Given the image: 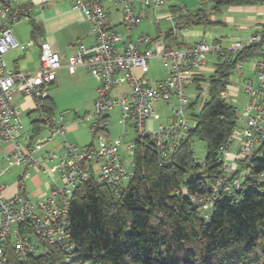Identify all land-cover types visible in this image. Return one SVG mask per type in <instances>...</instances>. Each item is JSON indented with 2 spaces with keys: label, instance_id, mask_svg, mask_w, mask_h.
I'll return each mask as SVG.
<instances>
[{
  "label": "built area",
  "instance_id": "built-area-1",
  "mask_svg": "<svg viewBox=\"0 0 264 264\" xmlns=\"http://www.w3.org/2000/svg\"><path fill=\"white\" fill-rule=\"evenodd\" d=\"M112 1L122 7L119 25L131 31L140 24L141 17L133 7L135 0ZM136 1L142 10L168 4V0ZM72 2L73 8L81 10L92 23L95 42L89 46L80 43L77 52L66 58V66L70 73L84 67L98 81L95 112L86 117L87 120L96 119L90 130L95 134L98 145L78 147L63 142L59 148L61 153L57 154L43 151L47 142L34 140V136L24 130L23 120L13 101L15 92H20L32 97L40 109V102L48 96L49 87L55 82L64 57L60 52L54 51L45 40H41L38 70L29 72L8 68L4 56L10 50H26L33 45V41L19 43L11 31L15 23L30 16L31 9L19 0H0V141L10 144L4 158L7 164L25 166L24 173L18 178L19 184L13 191H8L7 186L0 183V264H10V252L26 257L43 254L46 247L54 244L69 247L66 242L70 238L68 217L71 198L80 183L94 176L99 184L109 186L118 195L131 180L133 169L124 163L120 154L122 136L112 140L97 133L101 116L119 108L122 124L132 125L138 136L154 138L162 157L168 156L191 124L180 116L166 127L160 126L158 130L148 128L147 122L156 116L154 104L156 101L169 102L176 96L181 107L176 113L184 112L190 104L184 90L191 79L202 75L209 54H217L222 62L230 63L236 61L242 50L255 45L258 60L254 64L253 78L247 79L243 88L250 100L244 105L239 117L242 126L237 124L227 143L220 148L225 173L212 184L210 194L194 199L200 205L204 219H210V213L221 195H234L241 190V180L235 175L239 161L264 156V33L251 35L247 42L235 39L227 47L200 41L189 49L152 50L147 47L141 50L140 45L153 43L150 36L144 35L120 49L118 43L121 37L116 27L108 24L105 0ZM154 57L165 58L170 70L168 79L151 85L146 76L137 77L133 70L140 69L145 74L149 59ZM236 68H243L242 60L236 63ZM124 84L130 86V92L113 96V90ZM238 91V88L234 89L229 85L222 96L227 100L228 97L236 96ZM40 118L51 132L47 141L66 131L63 116L58 119L40 112ZM235 142L239 143L237 152L229 156V149ZM131 152L133 155L132 149ZM47 163L52 165L48 166ZM29 168L43 172L50 178L57 176L56 180L60 184L49 185L48 193H43L36 200L31 199L24 185L29 177L26 173ZM4 172L5 170H0V178Z\"/></svg>",
  "mask_w": 264,
  "mask_h": 264
},
{
  "label": "trees",
  "instance_id": "trees-1",
  "mask_svg": "<svg viewBox=\"0 0 264 264\" xmlns=\"http://www.w3.org/2000/svg\"><path fill=\"white\" fill-rule=\"evenodd\" d=\"M197 1L209 2L212 12H221L262 0ZM182 17L184 27L216 23L202 7ZM32 26L34 36L37 28ZM256 51L255 45L249 46L230 63L218 56L207 78L193 79L198 89L201 82L207 84V95L167 157H162L154 138L136 136L133 176L118 195L94 176L78 185L71 198L68 248L54 244L43 254L26 257L10 252V264H264V156L239 161L238 167L248 171L241 190L221 195L209 220L194 201L210 194L212 184L225 173L220 148L237 126L238 114L222 93L230 85L236 63ZM39 112L52 116V98L40 102ZM107 118V114L100 117L97 133L109 134L106 125L101 126ZM196 139L206 143L202 160L195 156Z\"/></svg>",
  "mask_w": 264,
  "mask_h": 264
},
{
  "label": "rangeland",
  "instance_id": "rangeland-1",
  "mask_svg": "<svg viewBox=\"0 0 264 264\" xmlns=\"http://www.w3.org/2000/svg\"><path fill=\"white\" fill-rule=\"evenodd\" d=\"M105 6L106 7H113L116 5L111 4V2H108L105 0ZM173 3V4H172ZM194 3L197 4L194 6ZM169 4L177 5L178 7H181L183 4H187V10L190 12H195L199 7V2L197 0H168V4L164 6L163 8H169ZM118 12H121L122 7L120 5H117ZM201 7L204 9L205 13L209 16L210 20H218L223 21V17L219 15V12H212L211 10V3L207 2L201 5ZM145 11H148L149 14L145 16L142 19V22L138 29H133V32H128L124 26L118 25L116 26L117 31L119 34L123 36L130 35L132 33V39L135 40L136 37L141 35L140 33L150 34L153 37H158V29L160 28L162 30L161 36L158 38V40L162 42H166L171 44L173 41L169 40L168 38H165L164 34L166 31L169 30L171 27V22H168L166 20H161L158 24L156 22L155 14H153L152 9H146ZM174 16H176L178 13L173 12ZM260 14V13H259ZM257 14L256 19H259L260 22L264 23V16H260ZM244 21V23H250V27H248L245 31H239L236 28L226 25L221 27L217 24H199L194 25L193 27L195 29H198L200 31L206 32L211 30H223L227 33L233 34H247L248 36L261 33L264 31V27L261 25H256L254 20H251L248 18V15H244V17L241 19ZM25 20H22L19 25L26 27V34L28 33L30 35V28L26 25ZM252 22V23H251ZM259 22V21H257ZM254 23V24H253ZM18 24V23H17ZM26 26H25V25ZM25 29V28H24ZM28 35V39H30V36ZM142 36V35H141ZM147 36V35H146ZM206 41L209 44H212V40L209 38L206 39ZM29 42V40H27ZM26 41L24 43H27ZM152 50H154V45H151L150 47ZM32 50L38 51V45L35 44L32 47ZM11 52V51H10ZM9 52V53H10ZM4 56V60L8 61V56ZM12 54V53H11ZM39 59V58H37ZM218 55L217 54H209L207 56V66L205 67L204 71L202 72V75L207 78L214 70V63L217 61ZM258 60V55L255 54L254 56L242 60L243 68L241 70L235 69L233 70L231 76H230V87L234 89H239L238 94L236 96L228 97L227 101L236 108L237 114H238V125L242 126L241 119L239 120V117L241 116L242 110L244 105L250 100L248 95L244 92V84L247 82V79L253 78L254 73V64ZM167 60L163 57H155L149 60V72L147 73L146 78L148 79L149 84L155 85L158 81L166 80L169 77V64H167ZM11 64L7 63V67L9 68ZM89 78H81L78 82L77 81H70L66 80L62 85H51L49 89V97L52 98L54 102V113L52 116L55 118H60L63 116V124H65L66 131L65 134L61 135L58 134L54 137V140L48 144L45 145L43 151H53L57 154L61 153V150L59 149V145L63 142H68L70 144H75L78 147H85L90 145L92 142L97 146L98 140L97 138H94L92 135V132L90 130L91 125L96 122L95 118H92L90 120H87L86 117L90 114H93L95 112V100L96 95L94 96L93 100H90L92 94L90 92V86L92 85V82L97 83V80L89 73ZM205 82H201L200 89L197 88V85L194 82H189L184 90L185 94L188 96L190 103H193L197 96H200L199 101L197 102L196 106L193 108H190L189 106L184 110V112H180L179 114L176 113L180 111V102L179 99L176 96H173L172 99L169 102H163V101H156L154 106L156 113L159 115V119L154 121V130H158L160 126H168L171 124V122L174 120V118H179L182 116L185 120H187L190 124L194 122V119L192 117V113H196L199 111L202 99L206 96V89H205ZM112 95L115 96L114 91L112 92ZM120 110L119 108H114L113 110L109 111L107 113L108 118L104 123H101V126L104 127L106 125V128L108 129V138L115 140L117 138H120L122 136V145L120 148V154L123 158L124 163L131 169L133 165V156L131 149L133 150V141L138 136L135 128L132 125H124L120 122ZM40 114L38 113H32L30 116L23 115V125L24 130H26L28 133L32 134L33 124L32 121L35 119H38ZM43 122H39V126L41 127L40 133L35 135L34 140H37L38 138H44L47 136H50L51 132L48 128L43 125ZM75 126V127H74ZM72 127V128H71ZM71 128V129H70ZM239 146L238 142L234 143V146H232L229 149V152L235 153L237 152V148ZM10 148V144H3L2 141H0V170H5L4 174H2L0 178V183L7 186L8 191H13L16 186L19 184L18 178L24 173L25 166L21 165L18 166L14 164L13 166H9L7 162L5 161V157L7 156V151ZM131 148V149H130ZM205 150H206V143L202 140L196 139L194 142V152L197 159L202 160L205 156ZM52 163H49V166H51ZM9 169V170H8ZM238 170H240V173L238 174L240 180L242 181L244 179V176L248 175V171L246 169H240L238 167ZM26 173L30 174V178L28 177L25 180V189L30 196L37 195L40 193H48L47 190L49 188V185H54L55 183L60 184L58 180H55L54 178H50L49 175L43 174L41 172H36L34 169H28ZM260 177L257 176V180ZM21 184V183H20ZM127 184V183H126ZM33 200H36V197H33ZM11 254H13L11 252ZM9 259L11 260V256H9ZM11 262V261H10Z\"/></svg>",
  "mask_w": 264,
  "mask_h": 264
},
{
  "label": "crops",
  "instance_id": "crops-1",
  "mask_svg": "<svg viewBox=\"0 0 264 264\" xmlns=\"http://www.w3.org/2000/svg\"><path fill=\"white\" fill-rule=\"evenodd\" d=\"M107 1L111 2V4L113 5H116L113 7H107L108 24L110 26L116 27L119 25L118 22L121 18L122 11L121 12L117 11L118 10L117 4H115L112 0H107ZM19 2L21 4L28 5L31 9L30 16L28 18L23 19L26 21L25 22L26 25L29 26L30 28V35L28 34L29 32L26 34V27L24 26L22 27L19 25V23L22 20L20 22H17L18 24L15 23L12 26L11 31L13 33L14 38L19 43H24L25 41L27 42V40H29V41H33V45L29 49H26V50H22L20 48L10 50L11 52L10 51H9L10 53L8 52L10 54L8 56V61L7 62L5 61L6 64L7 63L11 64L9 68L19 69V70H24V71H29V72H34L38 70V68L40 67V61L39 59H37L39 58V50L38 51L32 50V47L35 44H37L39 48L40 41L45 40L47 43H49V45L54 51L60 52V54L64 57L63 66L57 71V78L53 84L62 85L64 82H66V80L78 82L81 78L91 79L89 77V73L91 75L92 73L86 68L79 67L75 73H70L66 66V58L69 55L75 54L77 52L78 45L80 43H83L89 46V45L94 44L95 42V33H94L92 23L86 18L85 14L81 10L73 8L72 0H19ZM172 4H169L168 9L163 8L164 6L160 8L152 9L154 10L153 14H155V17L157 18L156 19L157 24L161 20H166L168 22H171V27L169 28L168 31H166L164 36L165 38H168L169 40L173 41V43L171 44L169 43L166 44V42H162L158 40V38L161 36L160 34H162L161 33L162 30L159 28L158 29L159 36L156 38H152L153 43L151 45H154V49H158V48H161V49L163 48L189 49V48H192L196 43L200 41H206L207 38L212 40L213 43H217L223 47H227L229 43L235 39L247 42L251 36V35L248 36L245 33H243L242 35L234 33L233 35L223 30H211V31L203 32L198 29H195L193 27L194 25L184 27L182 16L190 13V11L187 10V7H188L187 4H183L181 7H178L177 5H172ZM196 5L197 4L194 3V6ZM133 7H134L136 14H138L141 17V22H142V19L145 16H147L149 12L142 10L140 7V4L136 0L133 1ZM198 8H201L200 3H199ZM173 12H176L178 14L174 16ZM246 14L248 15V18H250L251 20H254V22L256 23L255 26L263 24L262 27H264V23L260 22L259 19H256L257 14H259L262 17L264 16V0L258 3H255V4L230 6L228 8H225L221 12H219V15L223 17V21H218V20H211V21L216 22L214 24L220 25L221 27L229 25V26L236 28V32L237 30L243 32L248 27L251 26L249 25L250 23L245 24L244 21L241 20ZM32 24L36 26L37 28L36 29L37 32L35 33L34 36H33ZM140 24L132 28L131 31H128L126 28L125 29L128 32H133L132 30L135 28L138 29ZM131 34L132 33H130V35H127L126 37L120 34L121 40L118 43V47L120 49H122L128 42H136L138 38L141 37V35L142 36L148 35V36L153 37L149 33L145 34L142 32L140 33L141 35H139L138 37H136L135 40H133ZM28 35L30 36V39H28L29 38ZM151 45L142 44L140 45V49L141 50L146 49L147 47H151ZM8 53L6 55H8ZM148 64H149V61H148ZM206 66H207V63H206ZM214 70H215V66H214ZM148 72H149V66H148V71L145 74L140 69L133 70V74L137 77L147 76ZM191 81H193V79H191L189 82ZM97 88H98V81L97 83L92 82V85L90 86V92L92 94L90 100H93L95 94H97ZM113 91L115 95L120 96V95L129 93L130 86L128 84H124L119 87H116ZM205 94L207 95V93ZM48 96H50L49 90H48ZM96 98H97V95H96ZM13 105L16 108V110L19 112L21 118L23 117V115L30 116L32 113L40 114L39 106L37 102L32 97L24 96L20 92H15ZM39 119H40V116L38 119H35L32 121V124H33L32 134L34 137L35 135L40 133L41 127L39 126V122L37 124H34L33 122ZM157 119H159L158 113H156V116L153 119L147 122V127L150 129H154V121ZM40 122H43V121H40ZM63 134H65V132ZM50 136L40 138V139L38 138L37 140L45 141L47 142L46 144H48L54 140V137L56 135L52 137L51 141H47L48 137ZM91 144L95 145L93 142ZM60 145H59V148H60ZM233 154L234 153L229 152V156H232ZM37 155L40 156L41 154H37ZM48 164L49 163H47V165ZM31 169H34V168H31ZM34 171L39 173V171L35 169ZM28 176L30 178L29 173H28ZM54 178L56 180L57 176H55ZM35 194L32 196H30V194L28 195L31 199H33V197H36V199H38L39 196H41L43 193L39 192L37 195Z\"/></svg>",
  "mask_w": 264,
  "mask_h": 264
},
{
  "label": "water",
  "instance_id": "water-1",
  "mask_svg": "<svg viewBox=\"0 0 264 264\" xmlns=\"http://www.w3.org/2000/svg\"><path fill=\"white\" fill-rule=\"evenodd\" d=\"M128 232H129V230H128Z\"/></svg>",
  "mask_w": 264,
  "mask_h": 264
}]
</instances>
